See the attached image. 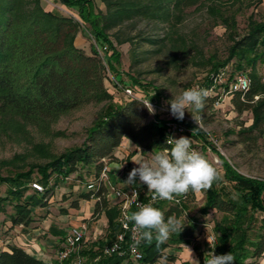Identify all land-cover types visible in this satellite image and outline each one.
Returning <instances> with one entry per match:
<instances>
[{"label":"rangeland","instance_id":"rangeland-1","mask_svg":"<svg viewBox=\"0 0 264 264\" xmlns=\"http://www.w3.org/2000/svg\"><path fill=\"white\" fill-rule=\"evenodd\" d=\"M122 2L124 6H129V0ZM41 3L47 10L60 11L79 20L77 7L68 8L51 0H41ZM96 6L98 10L107 11L106 3L101 0H96ZM165 6L168 7V15L165 17L146 13L129 15L130 17L118 20L119 23L107 30L120 56L113 61L112 70L106 69V83L114 93L115 100L126 98L124 88L131 87L139 94V91L144 89L142 84L147 83L148 86L144 89L146 92L143 94L153 96L155 93L154 98L158 104L168 110L159 113L164 118H171L173 116L167 101L183 89H206L205 79L215 73L211 68L212 63L229 58L234 41L246 35L254 22L264 21V0H169ZM114 21L117 22V19L114 18ZM78 23L76 42L79 46H103L106 55L110 54L106 44L92 37L86 24L81 21ZM237 60L238 56H235L221 67L246 70L250 75L256 74L262 79L261 61L236 69ZM132 78L140 80L142 84H133ZM113 82L117 83L116 86L111 84ZM235 97L236 95L227 96L219 104L212 103L210 98L205 102L204 114L201 113V126L206 131L208 140L194 137L188 130L176 136L190 138L192 145L205 155L221 176L224 173L223 161H227L239 173L264 179V126L247 131L253 122V113L251 109L237 110L233 103ZM106 104L107 102H90L52 119L38 121H29L12 110L0 114V176H15L17 173L33 170L26 196L38 190L39 195L46 194L44 200L47 202L45 205L32 207L28 224L17 225L12 224L10 214L14 212L13 204L19 200L16 199L18 197H12L4 205H0V249L10 244H23L29 252L44 259L48 264H72L73 257L63 262H54L50 253L55 255L60 246L56 245L57 238L60 242L70 225L81 226L82 223L87 225V231L80 244V253L87 262L85 250L107 244L109 225L111 221L118 220L120 213L111 192L110 178V182L107 181L105 185L104 194L107 206L93 214L96 207L95 198L80 197V194L89 190L87 183L94 177V163L79 164L77 172L68 176L53 174L49 180L48 192L46 186L38 181L39 173L36 171L38 166L45 165L61 153L82 145L88 129L100 117ZM151 119L149 115L148 120ZM183 120L194 123L188 112ZM180 122L184 127L189 126L183 121ZM216 151L220 152L221 156ZM115 153L117 158L107 159L110 172H115L119 179L118 185L127 186L124 181L129 172L137 167L132 161L147 158L151 151L142 154L140 148L126 140ZM216 158H219L218 161ZM119 165L122 168L117 169ZM36 181L43 185L42 190L33 187L32 183ZM216 184L219 185L216 182L213 187ZM128 186L147 189L138 179ZM6 188L5 184L1 185V192L5 193ZM75 201L78 203L73 204ZM205 201L206 191L189 192L181 211L172 214L181 219L187 229L194 228V235L180 243L167 241L168 245L162 250L161 257H166L168 264L175 259L174 253H178L180 262L191 264L188 248L195 258L198 248H204L205 253L208 252L210 233H215L218 237L214 225L224 213L214 208L210 209L207 215H203L200 207ZM169 206V203L164 205V212ZM256 216L257 220L252 223L253 229L249 232L251 239H255V229L259 226L263 213L258 211ZM85 217L89 218L85 220ZM216 245L213 249L219 255ZM263 258L264 253L249 257L246 261L262 264ZM156 262L157 260L122 258V263L127 264Z\"/></svg>","mask_w":264,"mask_h":264},{"label":"trees","instance_id":"trees-1","mask_svg":"<svg viewBox=\"0 0 264 264\" xmlns=\"http://www.w3.org/2000/svg\"><path fill=\"white\" fill-rule=\"evenodd\" d=\"M51 1L68 8L77 7L79 20L60 11L45 9L41 0H0V114L12 110L29 121H38L52 119L90 102L107 104L100 117L88 129L82 145L36 168L39 173L37 179L46 186V192L49 191V180L53 174L68 176L77 172L79 164L94 163L96 176L103 166L102 158H117L116 149L124 141L137 146L145 154L157 148L169 147L166 139L170 134L167 118L157 112L148 120L149 112L139 98L125 92V99L115 100L114 93L106 83V69L112 70L113 61L120 56L107 30L119 23L118 20L138 13L165 17L168 15L165 3L169 0H129L127 7L122 0H101L106 3V12L97 9L96 0ZM79 21L87 25V30L95 40L107 45L110 54L107 56L105 52L104 59L97 46L92 44L86 48L77 44ZM235 56H238L236 69L264 60V21L254 22L246 35L234 41L229 58L212 63V70L216 72ZM251 78L250 89L244 97L238 93L233 100L237 110L251 109L253 113V122L247 131L264 126V82L256 74H252ZM209 81L207 77L206 87ZM132 83L142 84L135 78H132ZM111 84L116 86L117 83ZM142 85L144 89L148 86L147 83ZM144 89L139 91V95L146 92ZM255 95H259L256 100ZM209 98L214 103L215 98L208 96L206 101ZM183 122L191 128L190 135L208 140L203 128L199 127L193 132L198 125L187 120ZM217 153L221 156L220 152ZM223 166L222 180L217 182L219 185L206 190V201L200 210L203 215L214 208L224 213L214 225L218 233L216 248L219 255L231 252L235 264H255L246 260L264 253V179L239 173L227 161H223ZM33 173V170H28L15 176H0V186H7L5 193L0 190V205L12 197L19 199L14 202V212L10 214L13 225L28 224L32 207L47 203L44 200L46 194L39 195L38 190L26 196ZM104 194L105 186L102 185L81 193L80 197L98 198L95 214L107 206ZM166 204L163 202L155 207L164 212ZM180 209L170 205L164 212L165 218L180 212ZM258 211L263 216L259 226L254 228L255 239H251L249 232L253 229L252 223L257 220ZM109 226L107 243L121 229L118 220L111 221ZM193 231L194 228L183 227L180 233H173L168 242L180 243L193 236ZM168 242L160 245L159 249L155 240L151 244L141 243L143 261L158 260L163 256L162 250ZM102 248L103 245L84 251L88 256V264H122L123 257L105 255ZM0 264L48 263L21 245L10 244L0 249Z\"/></svg>","mask_w":264,"mask_h":264},{"label":"clouds","instance_id":"clouds-1","mask_svg":"<svg viewBox=\"0 0 264 264\" xmlns=\"http://www.w3.org/2000/svg\"><path fill=\"white\" fill-rule=\"evenodd\" d=\"M155 93L153 94V96ZM208 91L199 87L181 90L178 95L167 101L170 114L178 121H183L185 113L191 115L199 129L202 121L205 101ZM150 114L155 115V109L150 101L143 103ZM169 147L154 149L148 157H142L132 162L137 165L128 174L125 184L137 182L147 186L152 194L151 202L138 205L136 211H125L124 219L131 223L133 242L135 246L153 240L156 247L165 244L173 233L181 232L185 223L175 216H168L154 204L160 200L180 203L179 197L187 196L189 192H200L210 189L214 183L222 180L220 172L209 162L200 151L192 146L191 139L181 136L178 139L169 136L166 139ZM122 168V166L117 169ZM208 243L211 247L210 241ZM187 248V247H186ZM212 248V247H211ZM191 264H199V260L189 249ZM156 264H168L166 257L158 258ZM204 264H235V257L231 252L217 255L215 249L205 253Z\"/></svg>","mask_w":264,"mask_h":264},{"label":"built area","instance_id":"built-area-1","mask_svg":"<svg viewBox=\"0 0 264 264\" xmlns=\"http://www.w3.org/2000/svg\"><path fill=\"white\" fill-rule=\"evenodd\" d=\"M99 54L104 59L105 58V48L97 46ZM262 81L264 82V60L262 61ZM209 85L206 87L208 91L209 97H214V104H219L220 102L224 101L227 96H233L240 93L243 97L250 89L252 78L248 71L246 70H230L228 67H221L211 76H209ZM126 94L137 97L141 100L142 103H147L150 101L151 105L155 109V114L161 111H168L166 108H163L154 96L149 94L139 95L137 92L132 90L131 87L124 88ZM255 100L259 98V95H255ZM145 106V105H144ZM148 110V108L145 106ZM149 112V111H148ZM149 115L153 118L154 115ZM171 118L168 119V126L170 129V134L172 138L178 139L181 135L176 136V134L182 133L186 130L190 131L191 128L188 126H182L180 121L173 120ZM195 123V122H194ZM202 128V126L200 125ZM167 137V138H168ZM187 137V136H184ZM193 148L197 150V147L192 145ZM121 146L118 147V149ZM217 161L219 158H216ZM103 166L100 169L99 173L94 176L88 183L87 187L89 189H97L102 185H106L107 181H109L110 176V167L108 165L107 158H102ZM33 187L39 190L43 189V185L39 182H33ZM111 192L115 198L118 200L119 206V217L118 222L120 224V231L116 235V237L109 243L105 244L102 248V253L105 255H113L116 254L119 257H128L132 259H139L141 260L144 256L140 245L135 246L133 242V232L131 231L132 225L128 223L124 219L125 211H133L138 210V205L140 204H147L151 202L152 194L147 191V189H141L136 186H131L129 188H123L120 186H116L111 184ZM187 196L179 197L180 203H174L166 200H158L154 206L159 205L163 202L169 203L171 206H177L182 208L183 202ZM98 199V198H97ZM87 225L82 223L81 226H73L71 225L62 236V240L59 242V249L57 252V258L60 262L66 261L73 257L72 264H88L85 257L82 256L80 253V244L86 234ZM209 241L211 247L214 248L217 242V236L215 233L209 234ZM209 246V251H212V248ZM217 254V252L215 251ZM218 255V254H217ZM205 256V255H204ZM204 256L201 258L199 264H204Z\"/></svg>","mask_w":264,"mask_h":264},{"label":"crops","instance_id":"crops-1","mask_svg":"<svg viewBox=\"0 0 264 264\" xmlns=\"http://www.w3.org/2000/svg\"><path fill=\"white\" fill-rule=\"evenodd\" d=\"M120 164V163H119ZM120 166V165H119ZM118 168V167H117ZM114 170H115V166H114ZM109 178H110V181H111V183L112 184H114V185H118L117 184V180H119L118 179V177L116 176V174H115V172H110V176H109ZM109 181V182H110ZM118 186H120V187H123V188H129V187H131V186H124V185H118ZM115 198V197H114ZM96 200H97V198H95V202H96ZM115 200H116V203H117V205H118V200H117V198H115ZM87 218H89V217H85V220H87ZM71 226V225H70ZM97 227V226H96ZM69 228V227H68ZM67 228V229H68ZM66 229V230H67ZM65 230V231H66ZM96 231H97V229H96ZM57 244L56 245H59V239L57 238ZM19 245H21V246H23L26 250H28L27 249V247L25 246V245H23V244H19ZM203 249V251L201 252V250ZM57 252H58V250L56 249V252H55V255H53L52 253H50V255L54 258V262H57L58 261V258H57ZM175 254V259L173 260V261H170V264H185V263H182V262H180V259H179V256H178V253L176 254V253H174ZM205 255V250H204V248H198V249H196V256H195V258L196 259H198L199 260V262H200V260H201V258L203 257ZM263 260H264V258H263ZM122 264H127V263H122ZM262 264H264V262H262Z\"/></svg>","mask_w":264,"mask_h":264}]
</instances>
